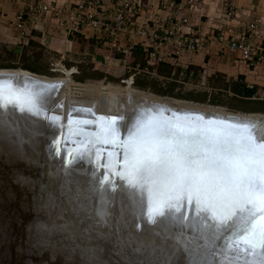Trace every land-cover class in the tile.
<instances>
[{"label": "water", "instance_id": "95a60500", "mask_svg": "<svg viewBox=\"0 0 264 264\" xmlns=\"http://www.w3.org/2000/svg\"><path fill=\"white\" fill-rule=\"evenodd\" d=\"M97 59L103 61V56H98ZM18 70L27 74L14 73ZM55 78L23 69H0V81H11L14 87L21 89L25 86L32 88L33 85H39L42 87L36 90L43 94V108L39 115L21 112L18 107L12 106L0 109V171L2 172L0 174V264H27L24 260H18L13 256L15 250L22 253L28 251L29 260L33 263L35 260L37 261L39 257L36 251L37 247H33L31 241L38 236L39 229L48 227L47 223L49 222L45 220L50 216L53 218L52 223L57 224L54 225L55 227L58 226L60 230L65 226L63 229L67 233H73L74 237V241L70 242L75 250L73 255L68 257V249L67 252L58 254L60 259L55 258L59 262H55L59 264H222L224 257L219 252L222 241L209 242L202 235V225L199 223L193 207L187 205L184 207L182 215L186 219L182 222L158 217L157 222L153 224L147 219L146 201L139 194L120 195L121 192L130 191L127 182L118 175L111 174L107 167L109 152L113 154V163L122 159L120 149L115 151L111 145H97L91 157L80 158L93 165L90 166L95 173L78 172L73 170L71 165L67 171L70 175L65 176L64 181L56 186L57 167L53 162H59L61 156L64 155L62 165L69 164L70 153L75 152L79 141L69 139V137L77 138L73 134L77 130L69 128L66 118L61 115L65 105L60 97V92L64 87L51 82ZM151 94L163 99L170 98ZM245 94L254 96L253 90L250 89L246 90ZM100 104L106 106L104 102H100ZM126 105L127 107H123L122 110H116L113 107V112L110 110L109 116L98 119L100 121L102 118H123L122 120L118 119L121 139L127 138L131 123L145 109H165L166 118H171L173 114H179L181 120L185 122H192L197 116H200L205 121H230L242 124L244 121L240 117L241 114H258L234 113L224 107L216 106L225 109L234 117L214 119L205 113H192V111L183 110L177 106L134 103L131 100H127ZM72 107L77 106L72 104ZM82 107L94 111L96 105L84 104ZM78 108L80 107L78 106ZM84 117L89 118L87 124L81 122L83 118H80L75 121L71 120L72 125H82L83 123V126L96 128V124L93 123L97 118L95 114ZM54 118L55 122H53ZM248 125L251 128L244 130L245 134L253 135L257 142H264V127H260L255 122ZM37 133L41 134L38 141L34 138ZM56 141H59L58 149L55 146ZM105 146L109 150L103 149ZM27 148L30 149L24 151ZM37 149H39L40 155L28 154ZM96 153H99V158ZM43 156L47 157V162L43 160L44 158L42 159ZM103 158H107V160L104 161ZM120 170L119 168L115 169V171ZM74 171L75 173H73ZM104 180H111L116 187L115 193L105 192V185L102 183ZM74 181H79V184ZM74 184L77 185L75 189ZM18 186H20V191L16 188ZM57 196H63L62 200H57ZM66 197L69 200H66ZM79 201L82 203L85 201L88 203V207L92 206L91 209L79 211L80 215L76 220L64 218L63 222L58 221L63 213L67 218L72 216L64 212V203L73 209L80 207ZM38 210L43 215L40 220L35 218V211ZM104 211L105 213H103ZM114 211L116 214L112 215ZM94 213L97 215L96 220L91 218ZM102 214L107 216L108 220L105 221H110L114 228L108 232L103 231V235L97 241L99 243L94 244H97L98 247L93 246L91 249H86L87 252L83 248V252H81L82 248H78L77 245H83L89 239L86 231L89 230L91 236L92 232H95L91 223L103 224L102 218L99 219ZM77 220L85 222L86 227L82 230L80 227L77 228ZM66 228H75L76 231L70 232ZM64 241L66 242V240ZM22 257L25 259V254ZM49 263L50 261L47 262V264Z\"/></svg>", "mask_w": 264, "mask_h": 264}, {"label": "snow or ice", "instance_id": "6c2138e0", "mask_svg": "<svg viewBox=\"0 0 264 264\" xmlns=\"http://www.w3.org/2000/svg\"><path fill=\"white\" fill-rule=\"evenodd\" d=\"M41 87L21 89L0 81V109L12 106L39 115L43 94L36 89ZM165 112L141 111L126 139L118 127L123 118L94 121V133L77 130L73 134L81 139L70 153L73 162L91 157L97 145L120 149L122 159L115 163L108 153V171L127 182L130 191L120 195L139 194L146 201L150 223L158 217L182 222L184 207L191 206L202 235L222 241V264H264V142L245 134L250 125L200 116L185 122L179 114L166 118ZM102 183L105 192H116L111 180Z\"/></svg>", "mask_w": 264, "mask_h": 264}, {"label": "built area", "instance_id": "2783aa9c", "mask_svg": "<svg viewBox=\"0 0 264 264\" xmlns=\"http://www.w3.org/2000/svg\"><path fill=\"white\" fill-rule=\"evenodd\" d=\"M20 1L26 4L28 18L45 16L54 19L57 27L70 35L85 29L93 30L97 35L104 36L112 48H124L121 44L123 39L138 38L143 45L152 48L147 63L152 65L171 59L177 68L173 75L180 70L181 83L186 79L182 68L188 69L183 62L200 56L209 58L230 54L235 56L236 62L249 69H264V11L241 5L239 0H226L221 22L208 32L201 26L193 27L190 19L181 15L175 7V0L164 2L163 9H158L167 11L165 21L157 13L144 16L153 9L150 3L140 0H75L72 5L44 0ZM17 19L18 29H25L27 20L23 13ZM169 45L171 48L168 49ZM104 63L107 68L121 64L110 56L105 58ZM52 71L64 75L69 72L60 61L52 64ZM128 82L133 87L134 76ZM247 89L253 90L254 85H248ZM253 99L256 97L253 96Z\"/></svg>", "mask_w": 264, "mask_h": 264}, {"label": "crops", "instance_id": "0c3cea01", "mask_svg": "<svg viewBox=\"0 0 264 264\" xmlns=\"http://www.w3.org/2000/svg\"><path fill=\"white\" fill-rule=\"evenodd\" d=\"M42 1V0H40ZM46 2H55L59 5H72L75 0H44ZM144 3H150L152 6V9L149 13H144V16L146 15H152L154 13H157V16H159L160 19H164V21L167 18V11H159V7L165 2L169 3L170 0H140ZM198 0H175L177 9L183 15L184 17H187L190 19L193 27L201 26L204 28L206 32L207 30H210L214 28L218 23H220V19L222 18L223 13V7L226 2V0H221V3L216 6H210L211 11H215V13H210L206 15V8L207 5H203L205 3V0H201L200 2H196ZM250 1L253 2L256 0H239L241 5H249L254 10L262 11L259 7L264 9V2H260V5H253L250 4ZM187 2V3H186ZM187 4V5H186ZM195 4L196 6H200L198 10L193 11L192 7L190 5ZM187 6V7H185ZM189 6V8H188ZM174 7V8H175ZM188 8V9H187ZM209 8V7H208ZM23 13L24 18L27 20V27L23 30L18 29V16ZM28 11L26 8V4L24 2H21L20 0H0V44L4 48L8 49H14V51L20 55L24 48L29 44L30 41H36L37 43H40L44 47V62L45 63H51V65L55 62H62V65L65 67L67 71H69L70 74L78 73V65L83 63H90L94 65V69L103 71L106 73V75H115L118 74L124 75L126 72L130 70H140L138 66L134 68L130 64H127L124 61V57H119L121 55H125L126 57L131 53L134 49H136L138 46H141L144 48H149L152 51V48L143 45L138 38H135L134 40L129 39H123L122 45L124 48H112L109 46L108 41L104 38L102 35H97L93 30L85 29L81 32H76L72 35L68 34V32L64 29L58 28L57 23L54 19H51L49 17H37V18H31V16L28 18ZM220 16V19H219ZM144 18V17H143ZM139 21V20H138ZM142 21V19H140ZM25 35V36H24ZM74 35H79L84 39L91 40L92 45L90 43H83L80 42L77 43V51L74 49V41L72 40V37ZM25 37V39H24ZM68 41H71L69 43ZM167 48H171L170 45L167 46ZM167 50L166 48H164ZM164 50V52H165ZM147 51V50H146ZM119 55V56H117ZM98 56H103V61H100L97 59ZM107 56H110L115 61H120L121 64L119 66L111 65L110 68H107L105 66V58ZM234 55L226 54L225 56H212L205 59L198 60L197 58L192 61V65L196 67L195 72L200 73L203 69V75L208 76L205 81H203V84L208 87H206L207 92L215 91L216 89H221L222 86H216V89L211 88L210 83L211 79L213 77L218 78L219 75L216 74L213 69L219 68L225 71V73L228 75V77L225 75L221 77L225 80V82L230 83L233 81H238L241 77H244V84H246V88L248 85H254V88H257V91L255 92L254 96L258 100H264L262 97H264V77L261 75V73H264V69L262 72H258L256 70L249 69L247 66L243 65L242 63H236ZM164 63H168L172 65L175 69V63L171 59H164ZM237 66V67H236ZM185 67V66H184ZM210 67V68H209ZM180 68V67H179ZM184 71V77L188 80V69L182 68ZM52 71V68H50ZM53 72V71H52ZM194 73L191 72V75ZM207 74V75H206ZM71 75V77H72ZM190 75V76H191ZM255 75H258L256 80H254L252 77H255ZM246 76V77H245ZM73 78V77H72ZM198 78V79H197ZM198 83L201 81L199 76H197ZM200 79V80H199ZM102 82H105V80H102ZM185 81L183 84V87L185 85ZM203 85V86H204ZM214 86V85H213ZM186 88V87H185ZM197 88V87H194ZM195 91V90H191ZM197 92V91H196ZM229 95H233L232 92H229ZM253 99V98H252ZM253 99V100H256Z\"/></svg>", "mask_w": 264, "mask_h": 264}, {"label": "rangeland", "instance_id": "374dc122", "mask_svg": "<svg viewBox=\"0 0 264 264\" xmlns=\"http://www.w3.org/2000/svg\"><path fill=\"white\" fill-rule=\"evenodd\" d=\"M200 1L201 0H198L196 2H200ZM260 1L261 2H264V0H260ZM220 3H221V0H205V3L203 5H207V8L205 10L206 15H208L210 13H215V11H211L210 6H214L216 4H217L216 6H218ZM250 4L260 5V2L258 0H256V2L255 1L251 2L250 1ZM200 6H196L195 4L190 5V7H192V10L193 11L198 10V8H200ZM163 7H164V4H162L160 6L161 9H163ZM185 7H187V6H185ZM188 8H189V6H188ZM259 8H260V10L264 11V9H262L261 7H259ZM256 11H258V10H256ZM219 19H220V16H219ZM3 49H5V48L0 44V52H2ZM6 49L8 50V48H6ZM215 56H217V55H215ZM197 59L200 60V59H205V58H204V56H200ZM236 63H238V62H236ZM48 64H49V62H48ZM223 69L224 68H222V69H219V68L213 69L215 71V73H216L214 75H219L220 77H223V76L226 75L228 77V75L225 73V71ZM256 71L262 72L263 71V68L262 67L256 68ZM18 73H23V72H20L19 71ZM261 75L264 77V73H261ZM197 76H199V78L201 79V81H199V83L197 81V79H198L197 77H196L197 79H192V78H188V80L185 79V82L186 83L184 85V89L186 91H191V90L202 91V90H206V87H208V85L206 84V86H205L203 84V81H205V79H207L208 76H204L203 75V69H202V71H200V73H197ZM113 77H115V75ZM116 77L117 78L122 77V74H118ZM257 77H258V75H255V77H252V78L254 80H256ZM54 80H58L59 82L61 81L60 83H64V85H65L64 91L62 92V94H61L60 97L64 101L63 103L65 105V108H64L63 113L61 115H63L66 118L67 123H69L70 120H74L75 121V120H78L80 118L81 119L83 118V120H81V122H84V121L89 120V118L84 117V116H94V114L97 117L96 119H94L95 121H98V119L101 118V117L109 116V112H110L109 110H110V108H108V106L106 107L105 105L100 104V101L102 102V97H100L102 94L99 95L96 92V90L99 91V89H100L98 87L99 85L97 84L98 82H101L105 86L113 85L114 87H118L120 90L123 91L124 96H120V100L117 101L118 104H120L121 109H122V107H124V108L127 107V105H126L127 104V100L125 99L126 98L125 96L131 95L130 92H128V91L129 90L132 91L133 89H134L133 91H135V90L138 91V89L132 87L129 84L130 83V82H128L129 79H127V81L125 80L124 82H122V84L106 83V82H102V81H96V82L95 81H88L87 83L78 84V82L74 81L73 78L70 76V73L68 72L67 75L60 74ZM68 83H70V84H68ZM182 84H184V83H182ZM220 84L221 85H224V84L226 85L228 83L227 82H221ZM76 85L86 86L87 88H84V89L82 87L79 88V86H76ZM194 87H197V88H194ZM228 89L229 90L231 89V86L230 85H229ZM94 90H95V92H94ZM142 92H144V91H142ZM149 93L150 92H145L146 95L147 94L149 95ZM149 96L152 97V95H149ZM164 100H167V99H164ZM169 100L170 101H176V103H178L180 105H184V104H181V101L178 100V99H170L169 98ZM105 101L107 102V103H105L107 105L109 101L106 100V99H105ZM140 102H143V101L142 100L135 101V103H140ZM72 104L73 105L75 104L77 107H72ZM84 104H86V105L87 104H90V105L91 104L92 105L95 104L96 105V108H94V111L91 110V109H88V108L85 109L84 107H82ZM206 105L207 106H210L208 104H204V105H201V106H206ZM228 105H230L232 107H235V108H238V109H245V110L264 109V104H262V103L245 101V100H241L240 101L237 98H232L230 100V102L228 103ZM78 106L80 108H78ZM173 106H176V105H173ZM201 106L194 105V107H198L200 109H203V110H205V112L206 111H214V112L215 111H219V109H215V108L212 109L210 107H209L210 108L209 109V108H203ZM222 110H225V109H222ZM261 114H264V113H261ZM71 128H73L75 130H80V129L83 128L84 130H87V132H94V131H96V128L83 126V123H82V125H72ZM69 139L79 141L81 138L80 137H77V138L76 137H69ZM103 149H105V150L108 149L109 150V148L106 147V146L103 147ZM114 150L115 151H118V149H116V148ZM43 157H44V159L47 158L46 156H43ZM79 159L80 158H76L75 159V162H73V158L71 157L69 159V164H67L68 166L67 165L66 166L62 165L63 162H64V155L61 156V158L59 159L60 160L59 162H55V161L53 162L52 161L53 164H55V166L57 167L56 168V171H57L56 173H57L58 179L56 180V186H59V184L64 181L65 176L68 177L70 175V173H67V171L70 169L71 165L73 167V170H75V171H78V172L79 171H84V172H88V173H91V174L92 173H95L93 171V169L91 168V166H93V165L89 164L88 161H83L82 159H80V162H79ZM103 160L106 161L107 158H103ZM45 162H47V160ZM75 171L73 173H75ZM1 173L2 172L0 171V174ZM79 181H74V183H76V182L79 183ZM72 188H73V186H72ZM75 188L76 187H74V189ZM62 198H63V196H57V200H62ZM37 199H38V197H37ZM65 199L66 200H69L68 197H66ZM79 203H80L79 204L80 207L79 208H73V209H71L70 206H67L65 203L63 204V206L68 209V213L70 215H72L71 218L74 219V220H76V219L79 218V215L80 214L77 215V213L79 211H83L84 209H90L92 207L90 205L89 206L90 208H89L87 206L88 203H86L85 201L83 203L81 201H79ZM64 212H66V211H64ZM35 213H36L35 218L37 220H40L41 217H43V215L40 214V211L39 210L38 211H35ZM72 213H75V214H72ZM103 213H105V211ZM63 215H64V213H63ZM94 215H95L94 216V219L96 220V217H97L96 213ZM75 216H76V218H75ZM66 218L67 217L65 216V219ZM99 219H101V222H103L104 220H106L105 214H102ZM52 220H53V218L51 216L45 220V221L49 222V223L45 222V223H47L48 227H46V229H39L37 231L38 232V236L35 237L33 241H31V242H33L32 244L39 246V247H37L38 250L42 247V249L44 250V252L46 253V255L48 253V250L53 249V248L56 251L61 252V253L67 252V249H68L69 250L68 257L71 256V255H73V253H74L73 251H75V250H73V244L70 243L71 241H74V237L72 235L73 233H69V232L67 233L66 231H63L64 230L63 228H65V226L62 229L59 230L58 226L55 227L57 224H53L52 223ZM63 220H64L63 217H61V218L58 219V221H62V222H63ZM76 222H78V223H76L77 224L76 225L77 228L80 227V229L82 230V228H84V226L86 227V225H80V223L81 224H86L85 222L83 223L82 221H78V220ZM90 225L93 227L92 229H94L95 232H92L93 233L92 234L93 236H91V234L89 233L90 231L89 230L86 231V232H88L87 237L89 235V239L87 241H85V243H84V247L83 248L85 249V251H86V249L93 248V246L98 247L97 244L99 243V242H97V237L98 236H97L96 229H98L97 227H99L100 224H98V222H96V223L94 222V223H91ZM103 225H105V224H103ZM67 227H69V226H67ZM80 229H79V232L81 231ZM68 230L70 232H75L76 231L75 228H69ZM45 236H47V237H45ZM62 237H63V239H61ZM64 240H66V242ZM96 242H97V244L94 245ZM78 248H80V246H78ZM83 248L81 249V252H83ZM71 249H72V251H71ZM57 261L59 262V260H57ZM53 264H59V263L53 262Z\"/></svg>", "mask_w": 264, "mask_h": 264}, {"label": "trees", "instance_id": "16d2710c", "mask_svg": "<svg viewBox=\"0 0 264 264\" xmlns=\"http://www.w3.org/2000/svg\"><path fill=\"white\" fill-rule=\"evenodd\" d=\"M74 41V49L77 51V43H90L91 40L82 38L79 35H74L72 37ZM147 50V51H146ZM151 49L138 46L126 57L125 55H117L119 57H124V61L127 64H130L134 68L138 66L141 70L140 72L130 70L126 72L122 77L117 78L112 75H106L103 71L94 69L93 64H80L78 65V73L72 75L73 80L78 83H87L88 81H102L105 80L106 83L122 84L124 80L129 79L131 76H134L133 87L150 92L162 97H170L178 100H186L199 104H208L213 106H220L226 108L230 112L238 113H264V109H238L228 105L232 98H237L240 101H251L264 104V100H253L252 95L245 94L246 84H244V77H241L238 81H233L228 84L221 85V82H225L220 76L218 78L213 77L210 83V87L216 89V86H222L221 89L213 90L212 92H207L206 90L202 91H186L183 87V84L179 80V72L177 70L176 74L173 75L175 68L164 61H158L156 64L149 65L147 63L149 58V53ZM4 53V54H3ZM44 47L37 43L36 41H30L29 44L24 48L22 53L18 55L14 49H3L0 52V69H23L30 71L32 73L48 76V77H57L60 74L52 72L51 63H45L44 58ZM191 60H186L183 62V66L187 65L188 77L196 78L197 72H195L196 67L191 64ZM147 70L148 72H145ZM194 73L191 75V72ZM191 75V76H190ZM219 82V84H218ZM214 85V86H213ZM231 86L229 90L228 87ZM257 91V88L253 89V92ZM229 92H232L233 95H229Z\"/></svg>", "mask_w": 264, "mask_h": 264}, {"label": "bare ground", "instance_id": "6f19581e", "mask_svg": "<svg viewBox=\"0 0 264 264\" xmlns=\"http://www.w3.org/2000/svg\"><path fill=\"white\" fill-rule=\"evenodd\" d=\"M19 72V70L17 71V72H14V73H16V74H19L18 73ZM20 72H23V71H20ZM22 74H27L26 72H23ZM51 82H53V83H56L58 86H63L64 88H65V85H64V83H60L58 80H53V81H51ZM68 84H70V83H68ZM79 84V83H78ZM99 86V91H97L96 90V92L100 95V94H102L100 97H102V102H104L105 101V99L106 100H108L109 102H108V104L106 105V107L108 106V108H110V110H111V112H113L112 111V108L113 107H115L116 108V110H122L121 109V107H120V104H118V100H120V96H124V93H123V91L122 90H120L118 87H114L113 85H108V86H105L104 84H102L101 82H98L97 83ZM76 86H79V88L80 87H82L83 89L84 88H87L86 86H82V85H76ZM64 88H62L61 89V92H60V96H61V94H62V92L64 91ZM90 88V87H89ZM134 90V89H133ZM131 91V90H129L128 92H130V94L131 95H128V96H125L126 98V100H131V101H134V103H135V101H138V100H142L143 102H140V103H150V104H155V105H159V106H164V105H168V106H173V105H176L177 107H181V109H183V110H187V111H192V113H196V112H199L200 114H202V113H205V115H207L208 117H213L214 119H216V118H220V117H223V118H226V117H234V115H230L229 113H227V111H225V110H222L223 108H220V107H216V106H201V105H204V104H194V103H192V102H187V101H181V104H184V105H180V104H178V103H176V101H170L169 100V98H164V99H167V100H164L163 98H160V97H156V96H154V95H152V94H150L149 93V95H152V97L151 96H149L148 94L146 95L145 94V92H142L141 90H138V91ZM93 91V90H92ZM94 92H95V90H94ZM126 94V93H125ZM133 94V95H132ZM101 102V101H100ZM105 103H107L106 101L104 102V104ZM194 105H198V106H201V107H203V108H215V109H219V111H206L205 112V110H203V109H200V108H198V107H194ZM176 106H174V107H176ZM123 108V107H122ZM209 108V109H210ZM104 109V108H103ZM114 109V108H113ZM107 110V109H106ZM109 110V111H110ZM221 110V111H220ZM107 112V111H106ZM110 113V112H109ZM242 116H240V117H242L241 119H243V123L242 124H244V125H248L249 123H251V122H255V123H258L259 124V126L260 127H264V114H261V113H258V114H249V115H244V114H241ZM186 119V118H185ZM83 129V128H82ZM91 130V129H90ZM85 131H87V130H85ZM34 138H35V140L36 141H38L40 138H41V134H39V133H37V134H35L34 135ZM30 148H27V149H24V151H28ZM28 154H30V155H33V156H35L36 154L37 155H40L41 153H40V151H39V149H37V150H33L32 151V153H28ZM43 155V154H42ZM44 157H42V159H43ZM43 160H46V158L45 159H43ZM3 171V170H2ZM77 184H79L78 182H76ZM73 186H77L76 184H74ZM17 189H18V191H20V186H18V187H16ZM83 207V206H82ZM10 208H12V207H10ZM90 208V207H89ZM91 209V208H90ZM115 209V208H114ZM63 210L64 211H66V213H68V209L67 208H65L64 206H63ZM72 214H75V213H72ZM80 214V212H78L77 213V215H79ZM95 214V213H94ZM92 215V217L91 218H94V216L95 215ZM116 214V212L114 211V213L112 214V215H115ZM106 216V215H105ZM61 217H63V218H65V216L62 214L61 215ZM66 219H72L71 217L70 218H66ZM106 220H108V218H107V216H106ZM79 221V220H78ZM105 223V225H103L104 223ZM102 223V225H99V227H97L98 229H96V232H97V241L99 240V237L101 236V235H103L102 233H103V231L104 232H108V231H110V230H112V228H114L113 226V224L112 223H110V221H103ZM84 223V222H83ZM106 223H107V225H106ZM77 225V224H76ZM80 225H87V224H81L80 223ZM79 225V226H80ZM95 226V225H94ZM70 227V226H69ZM85 227V226H84ZM66 229H69V228H66ZM10 231V228H9V230H8V232ZM63 231H65V230H63ZM43 232V231H42ZM96 234V233H95ZM99 234V235H98ZM65 235V234H64ZM93 236V235H92ZM3 240L5 241V239L3 238ZM33 242H31V244H32ZM33 245V244H32ZM84 245V244H83ZM83 245H77V247L78 246H80V248H83L84 246ZM82 246V247H81ZM33 247H39V246H37V245H34ZM165 247V246H164ZM38 249L36 248V251H37ZM50 251L51 252H49V254L47 253V255H46V253L44 252V250L42 249V247L37 251V254H38V260L36 261L35 260V262L33 263L31 260H29V254L27 253L28 251H23V253L25 254V259L22 257L24 254L21 252V251H19V250H15V252H14V254H13V256L14 257H16V258H18V260H24L27 264H47V262H49L50 261V263L49 264H53V262H55V261H57L58 259H56V258H60L59 256H57L58 254H62L61 252H58V251H56L54 248L53 249H50ZM39 252V253H38ZM64 252V251H63ZM182 257H184L185 255H181ZM56 257V258H55ZM180 259V258H179Z\"/></svg>", "mask_w": 264, "mask_h": 264}]
</instances>
